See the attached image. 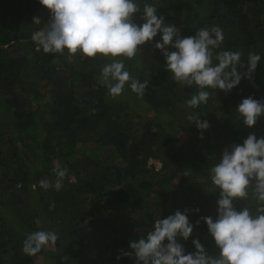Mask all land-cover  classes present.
<instances>
[{"label": "trees", "instance_id": "obj_1", "mask_svg": "<svg viewBox=\"0 0 264 264\" xmlns=\"http://www.w3.org/2000/svg\"><path fill=\"white\" fill-rule=\"evenodd\" d=\"M138 2L154 5L182 37L220 27L224 39L214 52L239 51L245 65L249 52L260 55L252 79L227 93L207 89V103L190 108L185 101L197 89L172 79L154 46L158 34L137 57H120L131 76L148 81L144 94L126 86L113 98L100 83L108 58L37 51L32 34L50 11L39 0H0V264H135L117 260L119 250L177 209H187L194 224L181 241L186 251H194L192 238L209 254L219 251L202 219L217 214L210 169L226 147L250 133L264 136V118L246 127L235 110L248 96L264 100V0ZM190 115L208 121L202 136ZM54 166L67 169L59 190ZM234 205L253 214L257 208L251 190ZM37 230L57 240L28 256L22 242Z\"/></svg>", "mask_w": 264, "mask_h": 264}, {"label": "clouds", "instance_id": "obj_2", "mask_svg": "<svg viewBox=\"0 0 264 264\" xmlns=\"http://www.w3.org/2000/svg\"><path fill=\"white\" fill-rule=\"evenodd\" d=\"M51 13L45 27L32 34L37 51L44 54H79L85 58L101 55L110 62L100 71V83L108 89V95L120 96L125 87L138 96L144 94L148 81L131 76L120 57L133 59L141 46L155 42V48L165 58V68L172 79L182 86L197 91L185 101L190 108L207 103V89L230 92L241 79H252L261 57L248 53L247 64L241 63L239 51L218 49L224 39L218 26L197 29L195 35L181 36L174 24H166L165 17L158 15L157 8L138 0H39ZM140 13V21L135 16ZM40 23L39 17H33ZM174 50H169V49ZM246 71H238L245 69ZM242 124L252 127L264 118V100L252 96L243 98L235 108ZM198 130L209 127L207 120L188 117ZM154 160V159H151ZM150 162V161H149ZM150 164V163H149ZM161 167V166H160ZM56 190L67 169L54 166ZM212 184L218 189L217 214L202 217L218 252L209 254L198 238H192L194 251H186L181 241L192 236L194 224L188 210L177 209L166 217H157L144 236L128 242V250L120 249L116 256L133 258L135 264H264V136L250 133L240 144L226 147L210 169ZM47 189L49 181L40 180ZM252 192L257 208L253 214L248 207L237 209L236 199L245 200ZM199 211V209H195ZM200 223L199 220L196 221ZM57 240L52 231L37 230L26 235L21 251L35 256Z\"/></svg>", "mask_w": 264, "mask_h": 264}, {"label": "rangeland", "instance_id": "obj_3", "mask_svg": "<svg viewBox=\"0 0 264 264\" xmlns=\"http://www.w3.org/2000/svg\"><path fill=\"white\" fill-rule=\"evenodd\" d=\"M149 163L154 167L155 170L160 169L161 163L158 160H150Z\"/></svg>", "mask_w": 264, "mask_h": 264}]
</instances>
